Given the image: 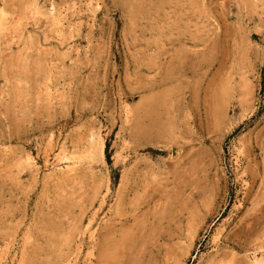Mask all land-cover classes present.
<instances>
[{
  "label": "rangeland",
  "instance_id": "1",
  "mask_svg": "<svg viewBox=\"0 0 264 264\" xmlns=\"http://www.w3.org/2000/svg\"><path fill=\"white\" fill-rule=\"evenodd\" d=\"M0 264H264V0H0Z\"/></svg>",
  "mask_w": 264,
  "mask_h": 264
}]
</instances>
